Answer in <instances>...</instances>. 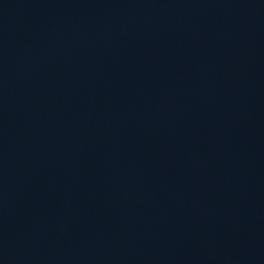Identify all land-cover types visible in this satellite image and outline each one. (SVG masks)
Returning a JSON list of instances; mask_svg holds the SVG:
<instances>
[{
  "label": "water",
  "instance_id": "95a60500",
  "mask_svg": "<svg viewBox=\"0 0 264 264\" xmlns=\"http://www.w3.org/2000/svg\"><path fill=\"white\" fill-rule=\"evenodd\" d=\"M0 264H264V0H0Z\"/></svg>",
  "mask_w": 264,
  "mask_h": 264
}]
</instances>
